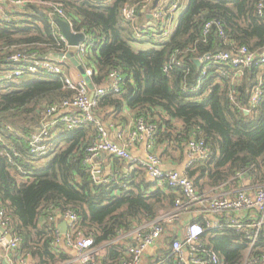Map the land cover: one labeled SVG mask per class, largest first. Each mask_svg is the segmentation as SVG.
<instances>
[{
	"label": "trees",
	"instance_id": "16d2710c",
	"mask_svg": "<svg viewBox=\"0 0 264 264\" xmlns=\"http://www.w3.org/2000/svg\"><path fill=\"white\" fill-rule=\"evenodd\" d=\"M31 1L35 2L24 8L0 2L12 17L0 23V72L9 67L8 59L15 54L69 53L71 48L56 24L61 19L92 41L81 65L92 69L93 85L107 88L95 111L103 125L143 120L155 127L156 144L183 154L190 141L204 142L209 159L197 161L185 174L196 189L202 177L235 162L236 171L250 178L258 170L264 172V63L258 58L241 74L231 63L213 58L196 63L218 52L235 54L240 47L261 54L264 10L260 14L258 6L264 0L164 1L158 7L164 11L176 2L182 8L175 30L164 41L152 38L151 46L140 50L134 47L141 43L137 33L152 36L165 22V18L148 19L155 0ZM55 4H62L64 17L51 16ZM125 5L136 6L135 22L123 19ZM208 23L211 29L204 34ZM64 67L73 80L69 62ZM113 72L121 79L119 93L109 86ZM257 88L262 97L253 106L251 98ZM73 94L60 77L43 73L0 82V211L10 233L21 240L10 252L11 264L20 257L29 264L71 261L62 245L56 246L58 227L50 220L68 211L78 218L70 232L73 239L92 238L99 264H119L128 260L127 244L119 239L173 213L181 197L166 185L144 182L146 171L135 166L130 176L120 169L95 177L94 165L86 163L87 149L98 134L93 123L69 130L58 121L44 141L47 155L34 157L31 136L38 131L46 109ZM192 222L206 232L200 238L202 249L189 252L208 260L205 251H211L224 264L244 263L250 240L243 230L207 229L206 222ZM170 250L162 249L164 254L152 256L147 264H179ZM103 251L105 255L99 256ZM251 255L264 256V227ZM3 260L0 264H5Z\"/></svg>",
	"mask_w": 264,
	"mask_h": 264
},
{
	"label": "built area",
	"instance_id": "2783aa9c",
	"mask_svg": "<svg viewBox=\"0 0 264 264\" xmlns=\"http://www.w3.org/2000/svg\"><path fill=\"white\" fill-rule=\"evenodd\" d=\"M33 2L35 1L5 0L4 4L24 8L28 3ZM159 4L162 5L163 3L159 0L156 9L148 11V15L151 14L152 18L156 20L165 18V22L159 32L152 36L145 34L148 35L146 37L138 32L137 38L141 43L146 39L152 38L157 39L158 41H164L165 39H168L175 30L174 24L182 11L179 2H176L167 11L158 8L160 7ZM53 7L54 10L52 11L53 13H51V16L58 15L59 17H64L62 4H55ZM136 9L135 5H125L121 12L123 19L127 22H135ZM143 9H147V6H143ZM263 10L264 1L258 6L260 14ZM11 20L12 17L4 10L3 6L0 5V23L9 22ZM149 24L151 25L152 22L150 21L147 23V25ZM211 25L212 23L206 24L204 34H208ZM220 35L222 36L223 32H220ZM62 39L67 44L63 36ZM91 43L92 41L85 35V41L77 47L79 60L81 62L83 61V63H85L84 61L86 60L87 53L90 49L89 44ZM211 58L219 62L231 63L238 73L241 74L242 69L252 66L254 61L258 58L264 63V51L261 54H255L249 51L247 47H240L235 54L230 52H218L215 55H206L202 57L199 59V62L203 64ZM8 62L9 67L0 72V82L3 80L23 79L28 76L43 73L45 75L60 77L64 82L65 87L74 91L71 99L51 105L46 109L42 122L39 125L40 129L38 128V131L31 136L30 152L34 157L41 158L47 155L48 149L44 144V141L49 133V128L56 125L58 121L64 123L69 130H74L93 123L98 129V134L96 140L87 149L86 163L94 165L93 175L95 177L97 171L95 169L94 161L100 154L105 153L111 157L127 161L132 164V166L144 169L160 186L166 185L169 189L178 190L181 194V197L176 200V209L173 213L158 219L147 227L137 228L134 231L123 235L119 239L118 242L123 245L127 244V242L133 237L136 240L135 245L127 244L126 250L128 260H124L119 264H147L148 250L155 246H161L163 234L171 224L179 227L183 226L185 228L184 239H173L168 249H171L170 251L175 255V260L178 261L179 264H224L220 261L217 255L211 251H205L207 252L208 260L198 258L192 253L202 249L200 238L206 232V229L201 224L192 222V219H188L192 207L204 203L203 197L198 194L195 183L184 173L178 171H164L161 168L160 157L156 154L148 153L147 158L143 160L134 159L125 146L121 145L117 140H112L109 137V130L95 115L98 102L106 95L107 88L106 86L99 88L90 82L93 75L92 69L85 68L86 78L74 82L66 74L64 67L65 59H55L53 55L40 56L38 54H15L8 59ZM120 80L121 79L116 72L110 74L109 86L110 89L114 90L116 93L120 92ZM91 85L94 87L93 92L90 90ZM261 97L262 91L257 88L251 98L252 105H256ZM8 128L10 129V127ZM135 128L138 132L137 135L141 134L145 138L152 140L149 146V149H151L155 135V127L147 126L143 120H138L135 122ZM189 152L193 158L192 166L197 161H205L210 157V150L202 141H190ZM243 211H255L256 215L259 216L258 220L254 224L243 223L236 217V214ZM204 213H207L212 218L218 220V222H213L212 224L206 222L207 229L231 227L245 232L250 243L248 254L243 264H264V256L260 259L251 255L264 227V188L257 189L253 195H250L246 191H239L231 197L221 196L214 198L208 202ZM60 216L69 222V228L66 234H62L58 229L56 246L60 244L61 239H64L69 249L76 251L77 255L67 264H99L95 257L94 242L92 238L73 239L70 234L77 224V216L71 211ZM55 219L56 217L50 218L51 221H55ZM8 236L11 237L10 240H8ZM0 240L6 244V247L10 252L16 250L19 245H21V240L10 233L9 223L5 219L3 211H0ZM190 249L192 252H189ZM156 256L157 254L154 255V257ZM1 258L2 257L0 256V259ZM161 263L155 262L154 264ZM12 264H29V262L27 259L20 257L17 259V262Z\"/></svg>",
	"mask_w": 264,
	"mask_h": 264
},
{
	"label": "crops",
	"instance_id": "0c3cea01",
	"mask_svg": "<svg viewBox=\"0 0 264 264\" xmlns=\"http://www.w3.org/2000/svg\"><path fill=\"white\" fill-rule=\"evenodd\" d=\"M164 1L167 2V0H160L161 3H164ZM148 19H151V17ZM175 27L176 23L174 25V29ZM150 40L151 39H146L144 40L145 43L143 42L137 44L134 47L137 50L148 48L151 46V44L148 43ZM69 53H73L74 58L78 62L79 66L82 68L81 70L78 66L74 65L69 59H66L65 62H69V64L71 65V77L75 82L85 79L86 77H83L82 73V71L85 73V68L81 65L77 48H71ZM90 90L91 92L94 91V87L92 85L90 87ZM126 115L129 116V113H126ZM116 123V125H105L109 130V137L112 140H117L118 142H120L121 145L125 146V148L128 149L134 159L143 160L147 158L148 153H153L160 157L161 168L164 171H178L180 173L186 174V170L192 167L193 158L189 154L190 152L188 148L183 154L181 151L176 150L173 147L168 148L166 147V145L160 143L156 144L153 141L152 147L151 149H149L152 140L145 138L141 134L137 135L138 132L136 131L135 122L133 118H130V120L126 122H122V120H119ZM110 159H112V161ZM94 164L96 171H98L97 169H99L101 173L100 177L110 176L112 175V173L120 169H122L124 173L130 176L135 168L134 166H132V164L124 160L119 159L118 163H116L115 158L105 153L100 154L95 159ZM236 164L237 162L232 163V165L226 168L215 171L212 176H204L200 180H198L197 191L198 194L203 197L204 203L194 205L191 209V214L188 216V219H196L202 223L207 222L209 224H212L213 222H218L217 219L212 218L207 213H204V210L210 200L221 196L231 197L239 191H246L250 195H253L257 191V189L264 188L263 170H258L257 176L254 178H250L249 174L245 175L244 171L237 172ZM144 178L145 179L143 181L146 183H151L154 181L148 173L144 174ZM236 217L243 223L254 224L258 220L259 216L256 215L255 211H243L236 214ZM55 222L57 224L58 229L59 226H61L63 223L67 224V229L69 228V222L63 219L60 215L56 217ZM184 232L185 228L183 226L179 227L174 224L169 225L163 234L161 246H155L148 250L147 260L156 254L160 256L164 254L160 251L162 249L167 251L173 239H184ZM127 244L135 245L136 240L134 239V237L130 239ZM61 245L65 249V251L70 256H72V258H75L77 256L76 251L69 249L64 239H61L59 246ZM104 255V251L100 252L99 254V256ZM0 256L4 258L3 262L5 264H11L10 251H8L6 244L4 242H1V240Z\"/></svg>",
	"mask_w": 264,
	"mask_h": 264
},
{
	"label": "water",
	"instance_id": "95a60500",
	"mask_svg": "<svg viewBox=\"0 0 264 264\" xmlns=\"http://www.w3.org/2000/svg\"><path fill=\"white\" fill-rule=\"evenodd\" d=\"M0 2L5 3V0H0ZM158 2L159 0H155L154 5H153V10L156 9V7L158 6ZM152 18V15L149 14L148 18ZM56 24L58 26V28L60 29L62 36L65 38L68 47L69 48H77L82 42L85 41V35L83 33H74L71 26L61 20V19H57L56 20ZM55 59H59V60H63V59H69L74 65L78 66L81 70L82 68L79 66L78 62L76 61V59L74 58L73 53H69V54H54L53 55ZM197 65H200L201 63L196 60ZM82 73H84L82 71ZM248 113V112H246ZM40 129V127H39ZM97 173L95 174L96 177H100L101 173L99 171V169H97ZM59 230L61 231L62 234H66L68 231L67 229V224L63 223L61 226H59ZM11 237L8 236V240H10Z\"/></svg>",
	"mask_w": 264,
	"mask_h": 264
},
{
	"label": "rangeland",
	"instance_id": "374dc122",
	"mask_svg": "<svg viewBox=\"0 0 264 264\" xmlns=\"http://www.w3.org/2000/svg\"><path fill=\"white\" fill-rule=\"evenodd\" d=\"M178 19V18H177ZM175 25V24H174ZM83 77H86L85 73H83ZM95 253H98V251L95 250ZM100 254V253H99Z\"/></svg>",
	"mask_w": 264,
	"mask_h": 264
}]
</instances>
